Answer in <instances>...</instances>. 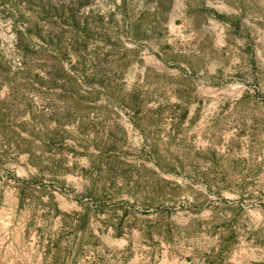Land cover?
<instances>
[{"label":"rangeland","instance_id":"1","mask_svg":"<svg viewBox=\"0 0 264 264\" xmlns=\"http://www.w3.org/2000/svg\"><path fill=\"white\" fill-rule=\"evenodd\" d=\"M0 264H264V0H0Z\"/></svg>","mask_w":264,"mask_h":264}]
</instances>
